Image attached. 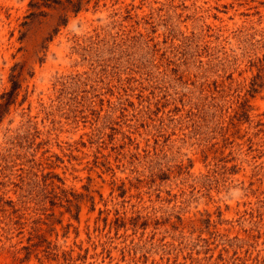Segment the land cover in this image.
<instances>
[{
    "label": "rangeland",
    "instance_id": "rangeland-1",
    "mask_svg": "<svg viewBox=\"0 0 264 264\" xmlns=\"http://www.w3.org/2000/svg\"><path fill=\"white\" fill-rule=\"evenodd\" d=\"M70 1L0 0V264H264V0Z\"/></svg>",
    "mask_w": 264,
    "mask_h": 264
},
{
    "label": "trees",
    "instance_id": "trees-1",
    "mask_svg": "<svg viewBox=\"0 0 264 264\" xmlns=\"http://www.w3.org/2000/svg\"><path fill=\"white\" fill-rule=\"evenodd\" d=\"M43 3H45V2H43ZM57 3H60L59 1L57 2ZM40 3H37V5H39ZM67 6L68 7H74V11L76 12V11H78L79 10V5L78 6H75V4H73L70 0H68V2H67ZM14 88H12V90H13Z\"/></svg>",
    "mask_w": 264,
    "mask_h": 264
}]
</instances>
